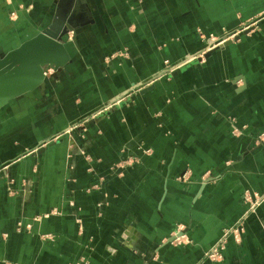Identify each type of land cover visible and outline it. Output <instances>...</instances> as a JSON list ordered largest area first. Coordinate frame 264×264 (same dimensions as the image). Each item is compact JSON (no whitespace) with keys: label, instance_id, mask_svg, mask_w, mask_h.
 Wrapping results in <instances>:
<instances>
[{"label":"crops","instance_id":"crops-1","mask_svg":"<svg viewBox=\"0 0 264 264\" xmlns=\"http://www.w3.org/2000/svg\"><path fill=\"white\" fill-rule=\"evenodd\" d=\"M143 1L0 0V57L56 22L73 28L50 78L40 58L29 76L0 79V264H264V203L222 262L204 256L246 211L245 190L264 192V141L253 137L264 131V18L65 134L165 60L200 52L198 28L264 11V0ZM126 49L130 58L106 62ZM233 120L249 129L234 136Z\"/></svg>","mask_w":264,"mask_h":264},{"label":"rangeland","instance_id":"rangeland-1","mask_svg":"<svg viewBox=\"0 0 264 264\" xmlns=\"http://www.w3.org/2000/svg\"><path fill=\"white\" fill-rule=\"evenodd\" d=\"M72 1V0H71ZM138 4H142L143 0H135ZM264 18V11L260 14L250 18L249 20L244 21L241 25L230 28L227 26H222L220 30L217 31H205L202 28L197 29V34L199 38L204 42V48L197 53H189L183 56L181 59L176 61L165 60L163 66L156 72L149 80L146 82H141L140 84H133L128 90L122 93L118 98L114 99L110 103L99 107L93 114L87 116V118L72 124V126L65 132V134H69L75 128H81L82 126L91 123L96 118H99L107 113H111L115 110V108L119 107L120 104L125 101L131 100L139 94V92H147L155 86V83L162 80L163 78H171L177 71L183 70L189 65L197 64L204 62L208 56L213 52V50L229 45L233 42L239 41L242 36H246L252 32H255L260 29V21ZM54 28L58 29L57 22L46 29ZM60 29V28H59ZM58 29V30H59ZM62 30H65L62 38L58 41L57 45L49 48L48 45L44 47V50H41V53L38 59L34 62H29L24 67L17 66L9 72H13L15 70H21L22 72H26V76H29L28 73L30 70V66H34L38 64L40 58L45 61L42 66V72L46 78H50L57 70L58 66L55 63H52L53 53L60 47L61 45H66L65 36L72 33L73 28L69 25H65ZM44 31V30H43ZM42 31V32H43ZM37 37V36H36ZM34 37V38H36ZM32 38V39H34ZM31 39V40H32ZM29 40V41H31ZM28 42V41H27ZM26 43V42H25ZM24 43V44H25ZM23 45V44H22ZM21 45V46H22ZM17 49V48H16ZM15 50V49H14ZM44 56L50 57V61L47 62ZM130 58L129 51L126 50H118L111 54L110 56H106V62L113 63L114 60H119L120 63L123 62V59ZM54 62V61H53ZM28 65V66H27ZM7 74V73H6ZM249 129V125L243 124L238 125L236 120L232 122V133L234 136H241L243 133ZM255 145H261L264 141V131H259L254 136ZM57 138H51L45 142L46 144L55 141ZM149 152V150H147ZM79 154L86 155L85 152H79ZM131 161V158L128 159ZM8 165H4L0 167V174H5L8 176ZM190 171L186 170L181 178L183 180L190 179ZM27 185V184H23ZM11 187V186H10ZM243 200L247 204V209L244 214L234 223L229 226H226L223 230L219 238L205 251V258L211 260L215 263H220L225 258V251L227 249L228 243L231 239L234 238L235 241L240 242L243 239V236L246 232V220L247 218L256 212L258 207L264 203V192H256L252 189H246L243 194ZM182 225H178L175 231L173 232L172 238L169 239L175 245H179L184 243L182 240V235L180 234V230Z\"/></svg>","mask_w":264,"mask_h":264},{"label":"water","instance_id":"water-1","mask_svg":"<svg viewBox=\"0 0 264 264\" xmlns=\"http://www.w3.org/2000/svg\"><path fill=\"white\" fill-rule=\"evenodd\" d=\"M62 29H59L57 31L45 29L36 38L26 42L19 48L1 56L0 79L15 67H24L29 62L36 61L41 53V50H44V47L46 45H48L49 48L57 45L58 41L65 33V30ZM44 58L47 62L50 61V57L44 56Z\"/></svg>","mask_w":264,"mask_h":264}]
</instances>
